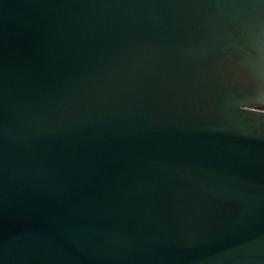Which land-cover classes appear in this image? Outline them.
Segmentation results:
<instances>
[{"label":"water","instance_id":"water-1","mask_svg":"<svg viewBox=\"0 0 264 264\" xmlns=\"http://www.w3.org/2000/svg\"><path fill=\"white\" fill-rule=\"evenodd\" d=\"M259 102L264 0H0V264H264Z\"/></svg>","mask_w":264,"mask_h":264},{"label":"flooded vegetation","instance_id":"flooded-vegetation-1","mask_svg":"<svg viewBox=\"0 0 264 264\" xmlns=\"http://www.w3.org/2000/svg\"><path fill=\"white\" fill-rule=\"evenodd\" d=\"M241 67H242V66L239 64L237 68H239V69L241 70ZM248 74H249V76L247 75V77H248L249 79H250V78L253 79L252 75H251L250 73H248ZM248 84H249V83H248ZM249 85H250V87L255 86V84L252 83V82H250ZM249 85H248V86H249ZM257 104H258V105L256 106V108H260V109L263 108V109H264V102H262V103L259 102V103H257Z\"/></svg>","mask_w":264,"mask_h":264}]
</instances>
